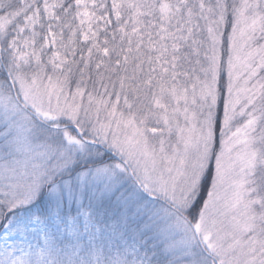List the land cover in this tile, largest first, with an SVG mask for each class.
Segmentation results:
<instances>
[{"label": "snow or ice", "instance_id": "snow-or-ice-1", "mask_svg": "<svg viewBox=\"0 0 264 264\" xmlns=\"http://www.w3.org/2000/svg\"><path fill=\"white\" fill-rule=\"evenodd\" d=\"M0 264H264V0H0Z\"/></svg>", "mask_w": 264, "mask_h": 264}]
</instances>
